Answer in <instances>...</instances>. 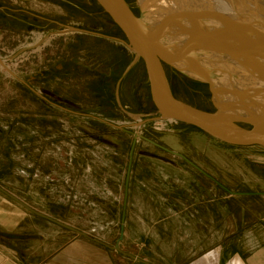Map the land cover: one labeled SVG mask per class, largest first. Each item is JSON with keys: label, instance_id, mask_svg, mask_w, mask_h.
Here are the masks:
<instances>
[{"label": "rangeland", "instance_id": "rangeland-1", "mask_svg": "<svg viewBox=\"0 0 264 264\" xmlns=\"http://www.w3.org/2000/svg\"><path fill=\"white\" fill-rule=\"evenodd\" d=\"M126 2L135 14L147 18L152 5L145 9L144 0ZM247 2L243 0L248 8L258 1ZM247 14L246 24L255 25L254 13ZM123 43V34L91 0H0V186L37 211L111 247L119 238L122 213L112 209L111 202L121 204L133 136L128 139L125 131L75 114L128 126L132 124L120 122L156 112L145 66ZM165 70L179 101L212 113L224 99L220 94L215 98L206 81L167 66ZM212 73L227 80L226 73ZM223 109L241 111L232 103ZM159 128L148 124L143 130L131 172L163 203L194 202L202 188L209 189L211 203L224 196L222 187L234 193H264V148L230 147L182 124ZM234 202L251 209L243 219L264 223V197ZM33 230L30 234L28 228L27 234L23 227L6 234L0 228V246L17 248L23 258L50 261L58 244L79 240L95 245L36 216Z\"/></svg>", "mask_w": 264, "mask_h": 264}, {"label": "crops", "instance_id": "crops-1", "mask_svg": "<svg viewBox=\"0 0 264 264\" xmlns=\"http://www.w3.org/2000/svg\"><path fill=\"white\" fill-rule=\"evenodd\" d=\"M59 111L69 113L63 108H59ZM75 115L96 124H108L105 123L108 120L97 115ZM126 134L130 139V134ZM132 144L133 140L131 147ZM127 145L129 146V141ZM133 174L131 172L129 178L127 199L126 173L121 204L116 206L115 199L111 202L112 209L122 212L121 220L123 211L126 212L125 237L121 244L124 252L149 264H264V223L256 219H243L246 214L251 215L248 212L251 209L247 205L234 202V199L241 197H263L255 196L256 193H240L246 195L237 196L234 195L237 193L222 187L224 196L217 199L216 203H211L209 189L202 188L196 194L194 202L163 203L155 192L145 191L140 179H136ZM201 174L207 179L210 178L204 173ZM8 200L0 193L2 233L13 234L18 228L25 227L27 234L28 228L29 233L33 234L35 216ZM94 200L98 204L97 198ZM162 212L169 215L162 217L159 215ZM46 223L52 224L48 221ZM121 225L120 223V228ZM57 247L55 256L46 261L39 257L23 258L17 253V248L0 246V264H138L114 251L99 247L98 244L91 246L79 240L64 246L58 244Z\"/></svg>", "mask_w": 264, "mask_h": 264}, {"label": "water", "instance_id": "water-1", "mask_svg": "<svg viewBox=\"0 0 264 264\" xmlns=\"http://www.w3.org/2000/svg\"><path fill=\"white\" fill-rule=\"evenodd\" d=\"M94 1L123 34L128 50L134 53L136 57L143 62L149 83L150 100L162 120H174L230 147L264 148V123L259 124L257 119L260 117L255 115L256 113H264V104H254L247 109L241 110L239 113H229L222 107H218L217 110L212 113L199 110L179 101L173 95L165 70L167 66L188 77L182 72L181 69L183 67L193 70L199 69L197 72H200L205 64L211 63V61L217 58L238 60L243 54L261 61L250 62L254 66L257 64L264 66V41L251 36L250 33L243 28L240 29L237 27L235 31L233 30V32L221 36L217 40H213L214 42L208 45L192 46L188 42L190 31L185 30V26L192 23V28L190 29L194 32H200L206 30L207 26L213 23L211 20L212 18H209L210 20L207 18L196 20L194 17L191 19H184L179 23L175 32H167L162 29V25L147 20L143 15L136 16L125 0ZM175 34H179L183 37L181 43L174 44L170 41ZM207 83L209 82L207 81ZM252 117L255 119H252ZM127 133L132 135L130 132ZM143 139V136L138 135L133 138L127 169L126 199L135 146ZM148 142L152 146L186 161L182 155L163 148L152 141ZM197 170L203 173L201 170ZM0 193L38 218L46 220L108 250L114 251L138 264H149L121 249V244L125 237V210L122 214V225L119 238L115 245L111 247L85 232L37 211L1 186ZM234 195L245 196L246 194L237 193ZM254 195L264 197V193H256Z\"/></svg>", "mask_w": 264, "mask_h": 264}, {"label": "bare ground", "instance_id": "bare-ground-1", "mask_svg": "<svg viewBox=\"0 0 264 264\" xmlns=\"http://www.w3.org/2000/svg\"><path fill=\"white\" fill-rule=\"evenodd\" d=\"M145 9L150 7L147 14V20L154 21L162 25V29L167 32H175L181 21L184 19L195 18L209 19L213 23L207 26L206 30L200 32L192 31V23L185 26V30H189V44L192 46L208 45L213 40L219 39L221 36L227 35L235 28H243L249 32L251 36L264 41V25H256L258 22L264 21V0H256L254 4L248 2V8L244 5L243 0H144ZM255 1V0H254ZM151 3V4H150ZM260 5V6H258ZM248 11L255 15V25L246 24L245 17ZM210 20V19H209ZM257 27V28H256ZM171 42L174 44L181 43L183 37L179 34L172 36ZM126 48L127 45L123 43ZM238 60L231 58H217L211 63L205 64L197 72L190 68L183 67L181 70L189 78L208 81L214 88L215 98H219V94L224 97L217 101L219 107L229 105L230 103L240 106L241 110L247 109L254 104H264V66L257 64L254 66L250 62H261L258 59L246 54L241 55ZM2 68L9 70L2 62ZM213 70L221 71L228 75L227 80H223L214 76ZM260 117L257 119L259 124L264 123V113H256ZM91 117V116H90ZM94 119V117H91ZM252 119H255L252 117ZM103 121V120H102ZM140 122H142L140 120ZM106 123V122H105ZM108 123V122H107ZM110 124V123H108ZM113 125V124H110ZM114 129L128 130L127 128L135 127L134 125L116 126ZM126 127V128H124ZM129 132V131H127Z\"/></svg>", "mask_w": 264, "mask_h": 264}, {"label": "built area", "instance_id": "built-area-1", "mask_svg": "<svg viewBox=\"0 0 264 264\" xmlns=\"http://www.w3.org/2000/svg\"><path fill=\"white\" fill-rule=\"evenodd\" d=\"M139 120H141L142 122H140ZM168 122H172V123L168 124ZM112 123H114V122H112ZM120 123L121 124L128 123V124H132L135 126V127L127 128L128 129L127 131L132 133L133 138L136 135L143 136L144 135L143 130L146 128V126L148 124H152L154 126H159L160 128L158 130H160V131H162L165 128H168L169 126H174V125L180 124L174 120H162L160 118V115L157 112H155L154 114H151L149 117H137L133 122L124 121V122H120ZM107 125L112 127L113 129L115 128L114 125H110V124H107ZM124 128H126V127H124ZM114 130H118V129H114ZM120 131L127 132L126 130H120Z\"/></svg>", "mask_w": 264, "mask_h": 264}, {"label": "trees", "instance_id": "trees-1", "mask_svg": "<svg viewBox=\"0 0 264 264\" xmlns=\"http://www.w3.org/2000/svg\"><path fill=\"white\" fill-rule=\"evenodd\" d=\"M126 1V0H125ZM91 2H92V4H94L95 6H96V3H95V1L94 0H91ZM127 3V2H126ZM98 10L100 11V12H102V13H104L103 11H102V9H100L99 7H98ZM135 14V13H134ZM106 15V14H105ZM136 16H138L137 14H135ZM107 16V15H106ZM173 93V92H172ZM174 95V94H173Z\"/></svg>", "mask_w": 264, "mask_h": 264}, {"label": "flooded vegetation", "instance_id": "flooded-vegetation-1", "mask_svg": "<svg viewBox=\"0 0 264 264\" xmlns=\"http://www.w3.org/2000/svg\"><path fill=\"white\" fill-rule=\"evenodd\" d=\"M132 9V8H131ZM133 10V9H132ZM134 11V10H133ZM135 13V12H134Z\"/></svg>", "mask_w": 264, "mask_h": 264}]
</instances>
